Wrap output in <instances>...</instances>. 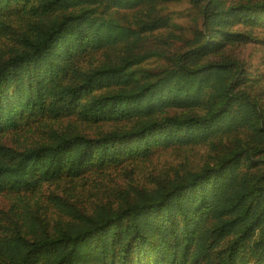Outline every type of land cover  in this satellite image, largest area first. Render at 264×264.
<instances>
[{"label":"trees","instance_id":"1","mask_svg":"<svg viewBox=\"0 0 264 264\" xmlns=\"http://www.w3.org/2000/svg\"><path fill=\"white\" fill-rule=\"evenodd\" d=\"M0 264H264V0H0Z\"/></svg>","mask_w":264,"mask_h":264},{"label":"rangeland","instance_id":"2","mask_svg":"<svg viewBox=\"0 0 264 264\" xmlns=\"http://www.w3.org/2000/svg\"><path fill=\"white\" fill-rule=\"evenodd\" d=\"M180 160L179 158H177V156H172L171 158H163L161 159V161L159 162L161 165L164 164L165 160H170L171 162H174L175 160ZM156 166H159L156 164Z\"/></svg>","mask_w":264,"mask_h":264}]
</instances>
